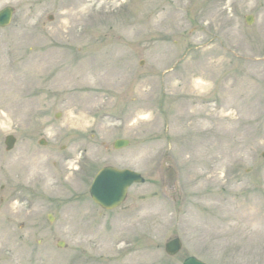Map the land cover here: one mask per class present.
<instances>
[{
    "label": "rangeland",
    "instance_id": "obj_1",
    "mask_svg": "<svg viewBox=\"0 0 264 264\" xmlns=\"http://www.w3.org/2000/svg\"><path fill=\"white\" fill-rule=\"evenodd\" d=\"M6 6L0 264H264V0ZM108 165L145 178L113 211L89 195Z\"/></svg>",
    "mask_w": 264,
    "mask_h": 264
},
{
    "label": "water",
    "instance_id": "obj_2",
    "mask_svg": "<svg viewBox=\"0 0 264 264\" xmlns=\"http://www.w3.org/2000/svg\"><path fill=\"white\" fill-rule=\"evenodd\" d=\"M13 8L7 7L0 11V26L5 27L10 24L13 16ZM253 18H247V23L251 24ZM16 138L8 136L6 139L7 149L14 147ZM43 140L40 144H45ZM129 144L127 140H118L114 147L119 149L126 147ZM165 166H170L171 161L166 160ZM177 174L173 167H170L166 173L165 185L168 193H173L176 189ZM144 178L140 173L130 169H117L114 167H106L102 169L97 175L91 189L93 199L105 209H114L119 206L127 197L128 189L135 183H143ZM62 245V244H60ZM182 242L179 238L170 240L165 250L170 256L176 255L182 249ZM184 264H205L200 260L190 257L186 259Z\"/></svg>",
    "mask_w": 264,
    "mask_h": 264
},
{
    "label": "bare ground",
    "instance_id": "obj_3",
    "mask_svg": "<svg viewBox=\"0 0 264 264\" xmlns=\"http://www.w3.org/2000/svg\"><path fill=\"white\" fill-rule=\"evenodd\" d=\"M180 76H181V74H180ZM183 76V75H182ZM196 79V78H195ZM195 79H193V84H196V87L198 86V81H195ZM198 80V79H197ZM199 82H201L202 84L204 83L203 81H200L199 80ZM200 84V83H199ZM8 111H9V109H8ZM6 116H7V114H5Z\"/></svg>",
    "mask_w": 264,
    "mask_h": 264
}]
</instances>
